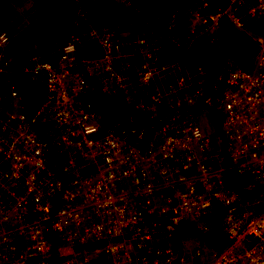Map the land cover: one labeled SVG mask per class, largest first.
<instances>
[{"label": "built area", "instance_id": "2783aa9c", "mask_svg": "<svg viewBox=\"0 0 264 264\" xmlns=\"http://www.w3.org/2000/svg\"><path fill=\"white\" fill-rule=\"evenodd\" d=\"M241 3L229 0L224 9L236 27L242 25L235 14ZM27 7L12 5L0 17V193L11 201L4 206L0 200V224L16 232L0 243V264H185L173 247L174 224L194 222L214 203L230 205L219 225L224 238L199 264H264V193L243 198L242 212H233L241 198L222 184L220 149L196 117L203 80L173 97L186 89L187 78L175 74L174 61L154 64V52L128 73L109 27L102 28L100 50L91 57L78 56L81 39L69 33L53 61L32 56L21 63L5 46L23 28ZM244 14L257 19L254 31L258 23L264 28V0L245 6ZM250 34L258 43L251 69L226 61L212 77L209 100L228 158L264 184V152L248 157V167L234 160L247 147L264 149V35ZM17 76L42 85L31 113ZM90 80L103 96L120 89L131 100L143 88L147 100L103 128L81 97ZM46 126L52 131L44 134ZM52 250L58 259H49Z\"/></svg>", "mask_w": 264, "mask_h": 264}, {"label": "trees", "instance_id": "16d2710c", "mask_svg": "<svg viewBox=\"0 0 264 264\" xmlns=\"http://www.w3.org/2000/svg\"><path fill=\"white\" fill-rule=\"evenodd\" d=\"M21 1L0 0V17L2 13L9 14L12 5L22 6L23 2L20 3ZM81 1L85 3L88 0ZM201 1L205 3L201 5L200 9L203 14H217L215 34L213 37L200 34L188 39L185 44L167 37L168 35L179 38L186 37L188 28L187 20L181 13L184 6L182 0H107V12L115 21H125L132 15L131 9L135 4L137 22L126 37L134 38L138 36L139 30L147 27L161 40L157 61L163 63L174 61L178 67L175 69L176 74L186 78L198 72L203 74V82L200 84L203 94L196 101V110H202L207 116L210 139L221 150L222 184L236 192L242 199L248 195L264 193V184H254L252 178L245 172L239 171L225 153V138L220 127V117L215 105L209 100V95L213 91L212 77L217 73V69L210 65L220 61L223 63L232 61L239 70H250L258 47L257 41L250 33L264 35V28L258 23L260 29L254 31L253 26L258 22L257 19L244 14L245 6L253 3L254 0H242L241 6L235 10V14L240 17L242 22L240 27H236L224 12L229 0ZM74 8V0H28V7L22 10L25 20L23 28L11 35L9 43L5 46V52L24 64H27L32 56L53 61L52 50H39V42L36 40L40 34H43V31H47L49 28L72 24L77 15ZM242 14L244 17L241 16ZM81 44L78 49L79 57H91L100 50L97 37L94 35L87 36ZM127 44L122 49L129 50ZM14 78L17 89L25 94L27 113H31L42 97V85L39 81L25 80L19 76ZM89 82L90 90L82 94L81 97L84 102L88 103L90 109L95 111V121L99 126L105 128L134 113V110L128 106L118 92L110 96H103L97 88L95 80ZM186 82L189 88L191 85L188 81ZM132 84H136L134 79ZM229 207L230 205H221L215 211L206 213L203 217L205 223L202 230L192 221L176 222L172 236L173 247L181 251L184 238L190 236L201 238L211 247L220 245L224 238L219 226L220 220ZM49 259H58L54 250L49 255Z\"/></svg>", "mask_w": 264, "mask_h": 264}, {"label": "rangeland", "instance_id": "374dc122", "mask_svg": "<svg viewBox=\"0 0 264 264\" xmlns=\"http://www.w3.org/2000/svg\"><path fill=\"white\" fill-rule=\"evenodd\" d=\"M75 1V12L76 19L72 22L70 25H61L58 27H52L49 28L47 31H43V34H40L38 40L39 43V50H46L50 49L55 54L58 50L59 44L63 42V40L66 39L67 35L69 33L76 34V36L79 37V41L81 39V42L90 35H94L98 38L99 34L101 33V30L103 27H109L111 30H113L117 36L118 43L120 49L117 53L118 60L119 61H125L126 64L129 67L128 73H130L132 67L134 65H137L141 63L143 58H145L146 53L154 52V54L159 57L157 54L158 49L160 48V39L155 33L147 28L144 27L141 30L138 31V36H135L134 38H128L126 37L129 32H131L134 28V24L137 22V16L135 15L136 6L135 4L132 6L131 9V16L125 20V21H115L107 12L108 9V3L107 0H88L87 2H82L81 0H74ZM183 1V8L181 9V13L187 20V28L188 32L186 33V37L179 38V37H173L172 35H168L167 37L169 39H175L177 42L185 44L188 39L193 38L197 35H206L213 37L216 31V18L214 15H205L203 14L200 9L202 5L201 0H182ZM24 3L28 5V0H22L20 3ZM19 3V4H20ZM86 8V9H85ZM85 10V12H84ZM227 12L230 13V10L227 9ZM99 31V32H98ZM136 31V30H135ZM119 33V37H118ZM142 40V42H140ZM128 43V44H127ZM129 47V50H124L125 46ZM82 45V44H80ZM153 57L149 55L148 58H146V61H150ZM225 63V62H224ZM223 61L215 62L211 67H214L217 73L215 75L222 72V67L224 65ZM154 64H158L157 60ZM176 74V71H174ZM202 73L198 72L195 75H192L191 77H187V81L190 85L196 86L199 81L202 80ZM197 77V78H196ZM198 79V80H197ZM101 87V85H100ZM110 89L114 90L112 86L109 87ZM132 88L129 89L131 92ZM161 90L165 91L161 87ZM160 90V91H161ZM188 90L187 86L185 90H176L173 92L172 96L174 95H181L184 93V91ZM118 92L122 99L128 104V106H131L133 103H139L140 101L147 100L146 98V92L143 88H139L137 90V97L129 99L128 92L123 90H115ZM159 91V92H160ZM162 92V91H161ZM160 92V93H161ZM104 95L105 93H102ZM106 95V94H105ZM169 96V95H168ZM163 99H167L170 97H166L162 95ZM198 121L202 122L206 127L210 128L209 121L207 116L202 110H199L196 115ZM52 131L51 126H46L43 128V133L47 134ZM241 138L247 139V136L245 134L240 135ZM214 149H216L218 146L213 143ZM221 152V150H220ZM261 152H264V149L262 148H253V147H247L242 154H239L234 158L235 161H238L240 159H244L245 167H248V165L251 164L252 159L248 157H257L261 154ZM222 153H220V159L222 162ZM234 160H232L234 162ZM243 162V163H244ZM249 162V163H248ZM223 167V166H222ZM84 172L87 171V167H84ZM254 184H258L259 182L255 179H252ZM238 198V197H237ZM245 198V197H244ZM240 199V198H239ZM243 199V198H242ZM242 199L237 200L235 204L232 206V210L234 213L238 214L241 213L243 210V204ZM0 200L2 205L8 206L11 201L10 198L6 195V193L2 192L0 193ZM218 206H221L219 203H214L212 210L215 211ZM210 211V212H211ZM204 216L196 219L193 223L197 225L201 230L204 227L205 220L203 218ZM9 224L4 222L0 224V243L3 241L4 237H12V234H16V232H8L9 230ZM8 227V228H7ZM58 246H62V243L59 241ZM211 247L207 243H205L201 238L190 236L186 237L183 240L181 253L184 258L185 264H199L201 262L206 261L211 253ZM190 255L194 257V259L190 258Z\"/></svg>", "mask_w": 264, "mask_h": 264}]
</instances>
